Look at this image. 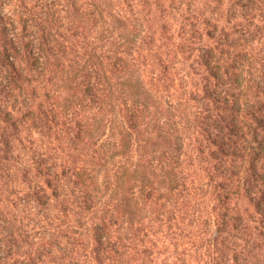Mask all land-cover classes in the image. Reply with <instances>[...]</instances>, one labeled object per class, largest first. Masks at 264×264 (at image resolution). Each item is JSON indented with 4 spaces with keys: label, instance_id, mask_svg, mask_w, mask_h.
Listing matches in <instances>:
<instances>
[{
    "label": "rangeland",
    "instance_id": "1",
    "mask_svg": "<svg viewBox=\"0 0 264 264\" xmlns=\"http://www.w3.org/2000/svg\"><path fill=\"white\" fill-rule=\"evenodd\" d=\"M125 37L151 111L165 106L184 144L179 186L130 236L128 264H264V0H0V264H97L71 209L103 207L113 186L78 184L72 169L98 154L71 150L49 112L109 77ZM116 96L113 126L152 117ZM144 140L110 151L100 180L135 165Z\"/></svg>",
    "mask_w": 264,
    "mask_h": 264
},
{
    "label": "trees",
    "instance_id": "2",
    "mask_svg": "<svg viewBox=\"0 0 264 264\" xmlns=\"http://www.w3.org/2000/svg\"><path fill=\"white\" fill-rule=\"evenodd\" d=\"M100 38L108 41L110 37L102 34ZM124 41L125 43L117 44L114 48V61L110 64L109 77L105 72L103 76L93 75L95 81H88L80 90L77 101L65 98L63 104L51 108L49 112L59 119V123H55L60 126L58 135L62 136V142L67 143L71 150L86 155L91 152L98 154V161L93 162V165H80L72 169L78 184L88 186V182H91L113 186L110 200L105 202L103 207L84 205L71 209L73 217L86 224V231L93 245L92 258L97 264H128L130 236L133 234L138 238L142 228L140 225L153 221L155 210L152 207L159 205L163 194L161 192L170 193L179 186L176 170L181 166L180 158L184 145L180 131L172 128L173 123H169L164 113L167 108L161 107V117L157 110L151 111L156 109L160 102L145 87L139 67L132 63L131 59L128 60L131 53L127 49L132 50L130 37H125ZM6 53L9 58V50ZM203 62L210 70L211 63L207 60ZM40 63L41 59H38V64ZM102 65L100 62L101 70ZM212 69L214 68L211 67ZM113 80L115 82H112ZM117 92L125 95L135 109L138 103L144 104L143 109L150 110L152 117L148 115L146 121L144 119L140 121L142 123H137L140 116L133 113L129 119L135 123L113 126V120L105 117L109 107L119 99ZM152 96L155 102L152 105L145 104ZM96 108L97 112L92 113ZM136 111L138 112L137 109ZM262 120L264 121V117ZM104 122L110 124L109 135L103 130ZM115 129L118 130L117 134L114 133ZM135 133L145 136L144 151L139 155L136 164L132 165L130 158L125 157L124 164L113 173L114 183L108 176L101 181L100 173L106 167L109 152L117 150L115 154H118L121 149V156H125L129 153L128 148ZM212 144L220 147L218 141H212ZM260 148L261 154L264 155V144H261ZM56 168L54 167L55 170ZM156 184L159 186L155 187ZM140 196H145L141 208ZM254 206L256 211L264 216V198L255 200Z\"/></svg>",
    "mask_w": 264,
    "mask_h": 264
}]
</instances>
